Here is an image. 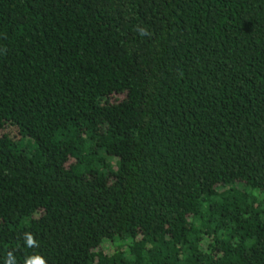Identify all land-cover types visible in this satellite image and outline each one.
<instances>
[{
	"label": "trees",
	"instance_id": "obj_1",
	"mask_svg": "<svg viewBox=\"0 0 264 264\" xmlns=\"http://www.w3.org/2000/svg\"><path fill=\"white\" fill-rule=\"evenodd\" d=\"M9 252L264 264V0H0Z\"/></svg>",
	"mask_w": 264,
	"mask_h": 264
},
{
	"label": "clouds",
	"instance_id": "obj_2",
	"mask_svg": "<svg viewBox=\"0 0 264 264\" xmlns=\"http://www.w3.org/2000/svg\"><path fill=\"white\" fill-rule=\"evenodd\" d=\"M138 33L143 37L149 33L145 28L138 27ZM24 244L27 248H36L39 247V242L35 236L30 232H25L23 234ZM5 264H16V257L13 252H9ZM24 264H47V260L38 254L27 256L24 260Z\"/></svg>",
	"mask_w": 264,
	"mask_h": 264
}]
</instances>
